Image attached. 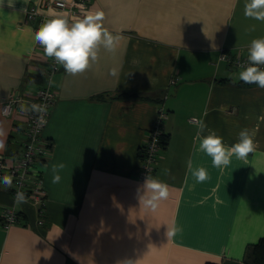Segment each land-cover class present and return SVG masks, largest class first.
<instances>
[{"label": "crops", "instance_id": "0c3cea01", "mask_svg": "<svg viewBox=\"0 0 264 264\" xmlns=\"http://www.w3.org/2000/svg\"><path fill=\"white\" fill-rule=\"evenodd\" d=\"M34 1L0 6V156L21 151L28 127L25 106L5 116L3 104L49 84L56 99L43 131L46 198L18 206L11 188L0 186V264H117L127 257L135 264H243L264 237V89L240 84L239 67L220 54L247 57L250 42L264 37V21L244 15L247 0H89L85 14L104 13L114 49L101 46L82 74L62 67L50 78L49 57L27 20ZM161 107L169 142L149 177L166 183L170 195L152 211L137 190L146 178L142 147ZM192 117L226 146L249 129L255 150L213 167L194 147ZM189 158L208 179L195 180ZM61 163V180L52 183V165ZM11 206L20 218L7 228L2 215ZM174 225L180 231L168 236Z\"/></svg>", "mask_w": 264, "mask_h": 264}, {"label": "clouds", "instance_id": "9594fccd", "mask_svg": "<svg viewBox=\"0 0 264 264\" xmlns=\"http://www.w3.org/2000/svg\"><path fill=\"white\" fill-rule=\"evenodd\" d=\"M0 0V6H3ZM12 7L13 5H8ZM244 15L259 21H264V0H247L244 7ZM104 13L102 11L86 13L82 18L69 22L65 16H56L42 23L34 34V40L44 51V54L55 60L57 65L63 67L70 75L82 74L87 71L92 63L98 58V50L102 46L108 51H112L116 38L103 27ZM254 30V28L252 29ZM237 79L245 84H256L264 89V37L253 39L247 49V63L239 65ZM236 82L235 80L233 81ZM51 84L52 82L49 81ZM35 113H44L46 106L32 104L30 109ZM46 123L43 115L38 116V124ZM190 124H195L197 128L194 137V147L197 151L204 153L211 158L212 166L215 168H225L230 165L231 158L244 160L252 153L256 145L253 134L249 129L243 128L238 133L237 142L231 146H226L221 136L215 130L208 129L203 119L192 117ZM207 130V135H204ZM3 132L0 131V136ZM198 142V144L196 143ZM5 147L4 141L0 139V150ZM187 169L197 182H204L208 179L207 171L203 167L193 168V161L189 158L186 161ZM64 168V164L52 165V183H59L61 176L59 171ZM4 187H12V177L2 178ZM140 204L146 210L155 211L161 201L167 200L170 195L169 186L152 177L147 176L140 188L137 190ZM24 192L17 191L14 197L16 205L27 203ZM180 231L175 225L169 231L168 236H174ZM117 264H135L130 257Z\"/></svg>", "mask_w": 264, "mask_h": 264}, {"label": "built area", "instance_id": "2783aa9c", "mask_svg": "<svg viewBox=\"0 0 264 264\" xmlns=\"http://www.w3.org/2000/svg\"><path fill=\"white\" fill-rule=\"evenodd\" d=\"M89 7V0H37L34 1L27 9V20L35 24L38 30L40 25L45 21L56 16H65L69 22H73L74 18L83 16ZM52 11L63 12V15L51 13ZM220 59L228 61L239 67L241 64L247 63V57L240 55H230L226 51H222ZM62 66L57 65L55 60L49 58L48 76L51 78L54 74L61 70ZM172 82L175 83V80ZM56 99V93L48 84L45 87L38 88L34 93L13 94L3 104L2 113L5 116H12L20 107L25 106L31 108L32 104L46 106L44 113H35L31 110L27 111L28 127L26 129V140L19 153L15 156H0V186L4 176L12 177V194L15 197L17 191L24 192L27 200H34L36 203H43L46 198V189L43 183V166L49 151V142L43 137V131L46 127L51 107ZM43 115L46 123L38 124V116ZM167 119V111L161 107L156 118L154 127L149 132L148 139L142 147L141 153V175L143 177L150 176L155 169L163 149L162 138L164 132L162 124ZM5 227L19 221L18 212L15 206L7 207L2 215Z\"/></svg>", "mask_w": 264, "mask_h": 264}, {"label": "trees", "instance_id": "16d2710c", "mask_svg": "<svg viewBox=\"0 0 264 264\" xmlns=\"http://www.w3.org/2000/svg\"><path fill=\"white\" fill-rule=\"evenodd\" d=\"M240 84L246 86L256 85V84H245L242 81H240ZM162 142H163V147H165L169 142V136L164 134L162 138ZM18 217L20 218L19 213H18ZM207 264H216V263L209 262ZM229 264H238V263H229ZM243 264H264V237H262L257 243L249 247Z\"/></svg>", "mask_w": 264, "mask_h": 264}]
</instances>
